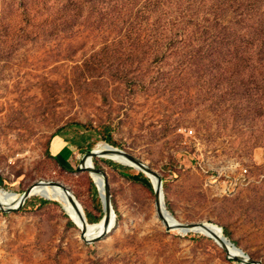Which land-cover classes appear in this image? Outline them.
<instances>
[{"label": "rangeland", "instance_id": "1", "mask_svg": "<svg viewBox=\"0 0 264 264\" xmlns=\"http://www.w3.org/2000/svg\"><path fill=\"white\" fill-rule=\"evenodd\" d=\"M12 1L0 0V11ZM83 27L31 29L26 33L38 38L0 42L1 189L14 194L0 199V264H245L202 231L167 229L151 178L109 156L92 159L107 174L116 216L103 239L83 241L81 227L55 199L41 206L47 198L34 194L20 209L5 208L16 207L35 184L59 181L85 214L103 217L101 188L80 165L87 151L109 143L106 135L162 175L179 221L219 225L264 264V143L257 145V133L220 115L208 86L193 77L171 75L166 89L156 88L168 74L165 63L116 60L95 69L85 56L103 40ZM131 66L153 85H133V73L124 71Z\"/></svg>", "mask_w": 264, "mask_h": 264}, {"label": "trees", "instance_id": "2", "mask_svg": "<svg viewBox=\"0 0 264 264\" xmlns=\"http://www.w3.org/2000/svg\"><path fill=\"white\" fill-rule=\"evenodd\" d=\"M45 27L97 32L103 42L85 61L97 62L93 67L100 71L116 60L134 65L165 63L168 74L162 85H156L158 89L167 88L171 75L193 77L198 87L208 86L220 115H233L243 129L257 133V145L264 143V0H13L1 4L2 44L36 39L37 33L26 31ZM139 67L124 70L133 73L128 79L136 86L153 85L149 74L145 79L135 73L142 71ZM105 139L112 143L111 135ZM110 162L116 168H129ZM39 202L41 206L52 203ZM86 218L94 224L102 216L86 210Z\"/></svg>", "mask_w": 264, "mask_h": 264}, {"label": "water", "instance_id": "3", "mask_svg": "<svg viewBox=\"0 0 264 264\" xmlns=\"http://www.w3.org/2000/svg\"><path fill=\"white\" fill-rule=\"evenodd\" d=\"M106 145H108L109 147H106L105 149H91V150L87 151L83 155V157L81 159V165H80V168L88 170V171H90V173L101 174L103 176V179H104L105 193L101 194V199H102L105 214L102 217V219L100 220V221H103V229H102V232L98 236H96L92 239H89L86 236L88 225L90 223L87 221L85 212L82 211L84 209H83L82 205L80 204V202L78 201V199L76 198V196L73 194V192L66 185H64L63 183H61L59 181L39 182V183L33 185L32 187H30L29 189H27L20 196L19 202H18L16 207H8V206L6 207L5 206V208L7 210H10V211L20 209L29 198L34 196V194H32V190L34 189V187H37L40 185H45V187H48L49 185L59 186L69 194L70 200H71L72 204L74 205V208L75 207H76V209L79 208V210L81 208V214H82V219H83V223H82L83 225L81 227V239L87 243L97 242V241L103 239L107 235V233L111 230V228L114 226V224L116 222V216H115V211H114L113 204L111 201L110 185H109V182L107 179V174L103 169L96 167L92 163V159L95 155L106 156V155H110V154H122L123 156H125L130 161V163H128V165L134 166V167L142 170L146 174H152L156 177V184L154 185V189H155V193L157 195L158 212H159L161 219L166 224L167 229H169V230L170 229H180L184 232H189L191 230L202 231V232L214 237L225 248V250L228 252L230 257L237 259V260H241L245 263L251 262L253 264H263L262 261L253 260L249 254H247L241 247H239L228 236H222L221 234H219L214 229V227H212V226L220 227L219 225L214 224V223H210L207 221L195 222V223H183V222L179 221L167 206L166 195H165V190H164V179H163L162 175H160L158 173V171H156L154 168H152L151 166H149L148 164H146L145 162H143L141 159L134 156L133 154H131V153H129L123 149H120L118 147H115V146L111 145L110 143H106ZM88 161L90 162L91 165H88ZM1 192H3V191H2L1 185H0V195H1ZM47 199L50 200V198H47ZM0 208H4L1 200H0ZM67 214H68V212H67ZM172 220H176V224L172 223ZM72 221L75 223L74 220H72ZM230 243H232L234 245V247L239 250L240 254L232 253Z\"/></svg>", "mask_w": 264, "mask_h": 264}, {"label": "bare ground", "instance_id": "4", "mask_svg": "<svg viewBox=\"0 0 264 264\" xmlns=\"http://www.w3.org/2000/svg\"><path fill=\"white\" fill-rule=\"evenodd\" d=\"M106 147H109L108 145H106V143H100L98 144V147L96 149H105ZM106 156L116 159L122 163H126V164L130 163V161L122 154H110ZM88 165H91L89 161H88ZM147 175L151 178L153 184L155 185L156 177L152 174H147ZM92 177L94 178L95 183L98 184L99 187L101 188V194H104L105 186H104L103 176L98 173H92ZM32 194H36V195L43 196L44 198H50V199H55V200L60 201L64 209L68 212V214L78 223L80 227H82L83 219H82V214H81V208L80 210L79 208L77 209L76 207L74 208V205L72 204L70 200L69 194L61 187L52 186V185L45 187V185H40V186L34 187V189L32 190ZM13 198H14V194L1 192L0 199H2L3 201L4 199L13 200ZM172 223L176 224V220H172ZM212 227H214V229L222 236H226L220 227H216V226H212ZM102 229H103V221H101L100 223H97L96 225L89 224L87 233L93 234L99 230L102 231ZM89 239H92V238H89ZM230 246H231L232 253L240 254L239 250L236 249L232 243H230ZM245 264H250V263H245Z\"/></svg>", "mask_w": 264, "mask_h": 264}]
</instances>
